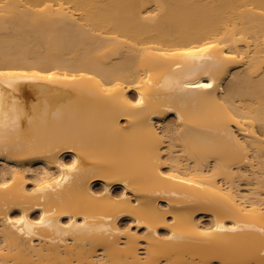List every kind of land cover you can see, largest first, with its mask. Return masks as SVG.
<instances>
[{
    "label": "bare ground",
    "instance_id": "bare-ground-1",
    "mask_svg": "<svg viewBox=\"0 0 264 264\" xmlns=\"http://www.w3.org/2000/svg\"><path fill=\"white\" fill-rule=\"evenodd\" d=\"M1 161L0 264H264V0H0Z\"/></svg>",
    "mask_w": 264,
    "mask_h": 264
},
{
    "label": "rangeland",
    "instance_id": "rangeland-1",
    "mask_svg": "<svg viewBox=\"0 0 264 264\" xmlns=\"http://www.w3.org/2000/svg\"><path fill=\"white\" fill-rule=\"evenodd\" d=\"M135 92V90L134 89H130L129 90V93H134ZM173 118V115H171L168 119H172ZM171 138H169V137H167V142H168V144H169V140H170ZM167 142L165 143L166 145H165V147L166 146H169L168 144H167ZM167 148V147H166ZM167 150V149H166ZM167 151H165L164 153H166ZM213 161V160H212ZM210 162L209 163V165L208 166H212L213 165V162ZM7 166L4 162H0V168L1 167H3V166ZM210 166V167H211ZM166 168L165 169H167V168H169V165H167V166H165ZM27 177H28V179H27V183H28V185L29 186H32L33 185V182H34V177H33V173H27ZM247 182V183H246ZM101 184L100 183H97L95 186H100ZM249 185H251L252 187H253V185L252 184H248V181H241V189L244 191V192H246V191H248V192H250L251 191V189H252V187H250ZM115 189L116 190H118V191H121V186H116L115 187ZM249 189H250V191H249ZM263 189H264V187H263ZM261 190V194H263L264 195V190ZM199 217L202 219V221L204 222V223H208L209 221H211V219H212V215L211 214H209V213H206V212H202V213H200L199 214ZM121 224H124V225H122V226H128V225H130L132 228H133V230H135V231H139V232H142V230H144V227L143 226H138L137 224H136V222L135 221H133L131 218H126V219H124V221H121ZM165 229V228H164ZM163 228L161 229V230H164Z\"/></svg>",
    "mask_w": 264,
    "mask_h": 264
},
{
    "label": "snow or ice",
    "instance_id": "snow-or-ice-1",
    "mask_svg": "<svg viewBox=\"0 0 264 264\" xmlns=\"http://www.w3.org/2000/svg\"><path fill=\"white\" fill-rule=\"evenodd\" d=\"M207 87H210V85H206Z\"/></svg>",
    "mask_w": 264,
    "mask_h": 264
}]
</instances>
